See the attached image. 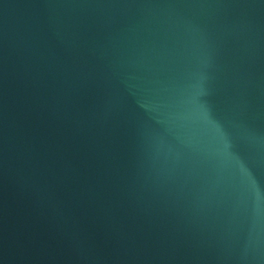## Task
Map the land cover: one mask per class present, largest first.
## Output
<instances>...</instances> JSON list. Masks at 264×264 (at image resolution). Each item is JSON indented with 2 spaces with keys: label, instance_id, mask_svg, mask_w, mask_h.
Segmentation results:
<instances>
[{
  "label": "water",
  "instance_id": "water-1",
  "mask_svg": "<svg viewBox=\"0 0 264 264\" xmlns=\"http://www.w3.org/2000/svg\"><path fill=\"white\" fill-rule=\"evenodd\" d=\"M0 264H264V0H0Z\"/></svg>",
  "mask_w": 264,
  "mask_h": 264
}]
</instances>
